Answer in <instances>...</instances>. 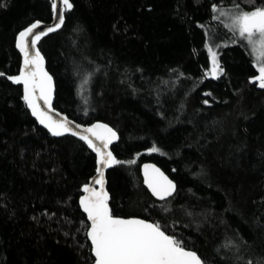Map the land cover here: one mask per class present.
<instances>
[{
	"label": "trees",
	"instance_id": "1",
	"mask_svg": "<svg viewBox=\"0 0 264 264\" xmlns=\"http://www.w3.org/2000/svg\"><path fill=\"white\" fill-rule=\"evenodd\" d=\"M38 48L55 109L118 134L106 172L113 216L158 223L203 264L264 259V89L252 55L214 9L264 0H69ZM52 0H0V264H90L80 186L94 154L30 116L16 33L50 21ZM222 74L211 76L208 48ZM158 149L153 151V148ZM176 184L155 200L139 165Z\"/></svg>",
	"mask_w": 264,
	"mask_h": 264
},
{
	"label": "snow or ice",
	"instance_id": "2",
	"mask_svg": "<svg viewBox=\"0 0 264 264\" xmlns=\"http://www.w3.org/2000/svg\"><path fill=\"white\" fill-rule=\"evenodd\" d=\"M67 9H71L69 0H62ZM56 3L53 2V11L56 10ZM238 8V6H237ZM217 11V9H214ZM220 15H225L223 11ZM64 23L63 12L57 17L54 27H49L47 32L55 31ZM39 27V22L19 33L17 47L24 54V68L20 75L11 77L16 84L24 86V100L31 108L32 114L37 117L54 136L64 135L71 132L72 135L78 133L68 126V122L53 120L47 113L41 110L36 103L37 99H42L45 105L51 107L52 78L43 69V57L39 51L34 55L29 53V43L27 38L33 34V30ZM234 36L247 42L252 51L257 53L259 63V75L255 78L259 82V87L264 89V5L248 12L237 10L231 16L230 25ZM47 32L37 33L31 40V47H35L37 41ZM212 57L211 75L215 78L222 74L217 61V55L210 48ZM36 89H39L40 96L36 97ZM79 128V125L76 126ZM85 133H90L101 142L97 147L88 135H80V139L87 142L88 146L95 151L99 157L97 171L99 179L94 183L101 185V190L94 187L85 186L84 191L89 193L81 199L80 203L91 221L90 230L86 235L90 238L92 252L95 260L93 264H203L202 260L195 252L186 250L180 241L175 237L167 235L158 223H149L138 218H116L112 215L108 206V194L103 190V168L111 167L120 163L109 151H104L108 145L116 139V133L106 125L96 124L93 127L84 129ZM157 151L155 147L152 149ZM158 172V170H154ZM145 175H148L146 170ZM148 186L154 195L160 199L170 196L174 190V185L168 181L163 174L160 179L149 177ZM251 264V262H247ZM257 264H264V259L258 260Z\"/></svg>",
	"mask_w": 264,
	"mask_h": 264
},
{
	"label": "water",
	"instance_id": "3",
	"mask_svg": "<svg viewBox=\"0 0 264 264\" xmlns=\"http://www.w3.org/2000/svg\"><path fill=\"white\" fill-rule=\"evenodd\" d=\"M53 2L56 3V6L57 7H56V10L55 11H53V8H52V16H51L50 21H48V22H43V21H39V20L33 21L30 24H28L27 26H25L24 28L20 29L16 33V35H15V46L18 49L19 55H20V61H19V66H18V75H20L21 69L24 68V54L17 47V41H18L19 33L22 32V31H24V30H26L27 28L31 27L32 24L39 22V27L37 29H34L33 30V34L30 35L27 38V41L29 43V53H30V55H34V53L36 51H39L41 57H43V55H42V53L39 50L38 45H37L39 41H37L35 47L33 48V47H31V40L33 39V37L37 33L47 32V29L49 27H54L56 25V23H57V17L60 14L61 11L63 12V16H64V8L65 7L63 5L62 0H52V4H53ZM61 26L59 28H57L55 31L47 32V35L52 34V33L56 32V31H58L61 28ZM47 35H42L41 38L44 37V36H47ZM43 69L52 78L51 74L48 72V70H47V68L45 66V59H44V57H43ZM21 93H22L23 102H24V104H25V106H26V108H27L30 116L36 121V123L40 127H42L43 129H45L49 134L52 135V133L49 131V129L46 128L43 124H41L39 122V120L37 119V117L32 114L31 108H29L27 106V103H26V101L23 98L24 97V86H23V84H21ZM35 96L36 97H39L40 96L39 89H36ZM53 101H54V81H53V78H52L51 107L49 108L48 105H45L44 104V101L42 99H37L36 100V103L40 106L41 110L45 111L47 113V115L50 116L53 120H59L61 122H63V121L66 120L68 122V126L70 128H72L73 131H75V132L78 133L77 135H72L71 132H66L64 135H70V136H72V137H74L76 139H79V140H81L80 139V135H88L89 139H91L93 141V143L96 144L97 147H100L101 142L99 140H97L95 138V136H92V134L85 133L84 132V129L93 127L96 124H102V125L108 126L109 128H111L115 132V130L111 126H109L108 124H106V123H104L102 121H94V122H91V123H88V124H81V123L75 122L74 120H72L71 118H69L66 114H64V113L60 112L59 110L55 109L54 106H53ZM77 125H79V128L76 127ZM64 135H61V136H64ZM52 136H54V135H52ZM55 137H60V136H55ZM116 137L117 138L114 139L112 141V143L108 145V148L106 150H104V151L111 152L112 155H113V157H114V154H113V152L111 150V147L118 140V134L117 133H116ZM81 141H83L85 143V145L87 146V148L94 154V164H95L93 174L87 179V181L85 183H83L80 186V192L81 193H80V195L78 197V206H79L80 210L82 211V213L84 214L85 219L87 221V229H86V233H87V231L90 230L91 221L88 219L87 213L84 211L83 206L81 205L80 201H81V199L83 197L89 195V193H87V192L84 191L85 186H88L90 188H93L94 187L97 191H100L101 190V185L94 183V180L100 178L99 177V173L97 171V169H98V167H100V165L98 164L99 157H98L97 153L95 151H93V149L88 146V144H87L86 141H84V140H81ZM111 167H105V168H103V181H104V183H103V190L107 194H108V191H107V187H106V185H107V182H106V172ZM138 169H139V174H140V177H141L142 185L146 188V190L149 192V194L155 200L161 201V200H164V199H167V198L171 197L174 194V192L176 190V184H175V182L159 166H157L155 163H153L151 161H144V162L140 163ZM146 170L148 172V175L147 176L145 175ZM154 170H158V172H156ZM160 174H163V177H166L167 180L168 181H171L172 185H174V190L172 191V194L170 196H166L164 199H160L158 196L154 195L153 192H152V189L148 186V183H147V180L149 179V177H154V178L160 179ZM108 206H109V204H108ZM109 209H110V207H109ZM114 217H116V218H123V219L138 218V219L144 220L142 218L134 217V216H132V217H119V216H114ZM144 221L149 222L147 220H144ZM149 223H151V222H149ZM86 238H87V240L89 242V245H90V253H91V256L93 258V260H92V262L90 264H93V262L95 260V257H94V254L92 252L91 240H90V238L87 235H86ZM186 250H188V249H186ZM189 251H192V250H189ZM192 252H194V251H192ZM245 264H247V263H245Z\"/></svg>",
	"mask_w": 264,
	"mask_h": 264
},
{
	"label": "rangeland",
	"instance_id": "4",
	"mask_svg": "<svg viewBox=\"0 0 264 264\" xmlns=\"http://www.w3.org/2000/svg\"><path fill=\"white\" fill-rule=\"evenodd\" d=\"M261 5H264V3L263 2H260V3H257L256 2L254 5H245L246 7H244V8H241V7H238L237 8L236 5L235 6L232 5V6H229L227 8H223V9L222 8H219V9H217V18L222 23V25L231 34H233V36H234V33H233V31H232V29L230 27V25H231V16L233 15V13L235 11H237V10H243V11L250 12V11L254 10L255 8L261 6ZM221 11H223L225 13V15H220V12ZM234 38L237 39L238 41L242 42L245 46H247L248 51L252 55V58H253V61H254V65H255V67H256V69L258 71V73L256 75V77H257L259 75V70L258 69H259V66H260L259 63H258V60H257V53L254 52V51H252L251 46L250 45H247V42L242 41L238 37H235V36H234ZM209 49H210V47L208 48V52H209V59H210V65H211L210 66V72H211V69H212V57H211V52L209 51ZM258 85H259V83H258Z\"/></svg>",
	"mask_w": 264,
	"mask_h": 264
}]
</instances>
